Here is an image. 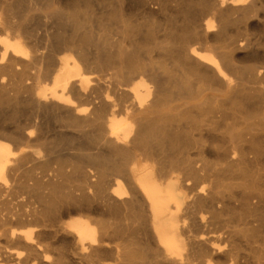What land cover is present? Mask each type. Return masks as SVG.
Returning a JSON list of instances; mask_svg holds the SVG:
<instances>
[{"label": "bare ground", "instance_id": "1", "mask_svg": "<svg viewBox=\"0 0 264 264\" xmlns=\"http://www.w3.org/2000/svg\"><path fill=\"white\" fill-rule=\"evenodd\" d=\"M8 1L0 264H264V0Z\"/></svg>", "mask_w": 264, "mask_h": 264}, {"label": "rangeland", "instance_id": "2", "mask_svg": "<svg viewBox=\"0 0 264 264\" xmlns=\"http://www.w3.org/2000/svg\"><path fill=\"white\" fill-rule=\"evenodd\" d=\"M1 2H0V13H2L3 12V14H5V13H7V5H6V0H0ZM9 1H11V0H9ZM8 1V2H9ZM4 7V8H3ZM4 9V10H3ZM3 10V11H2ZM39 10H42V9H39ZM8 17V15L7 14H5L4 15V17ZM259 28H261L262 30H259ZM2 29V30H1ZM255 32H258V33H260V34H263L264 33V27L262 26H260V27H255ZM3 32H5L4 31V26H2V25H0V35L1 34H4ZM174 157H172V155H171V157H172V160H175V158H177V156H175V155H173ZM166 158L168 157H170L169 155L168 156H165ZM170 157V158H171ZM192 157V158H191ZM162 158H164V156L162 157V156H159V157H157L156 158V161L157 162H160L159 160H161ZM190 158L192 159V160H199L200 159V156L198 155V154H195V153H191V156H190ZM206 159L208 160V161H210V162H212L214 159H213V157H206ZM141 160H144L143 159V157H142V159ZM177 160V159H176ZM162 165V164H161ZM161 165H160V163L159 164H157L156 165V167L158 166V168H160L161 167ZM171 167V166H170ZM68 171H67V173L69 172H71L72 171V168L71 167H68V169H67ZM71 170V171H70ZM176 170V169H175ZM206 170L208 171V172H206ZM205 171H202L201 173H199V175L198 176H203V179H201V177H198V176H196L197 177V179H196V177H191V181H192V185H201V183H202V185H206V187H208L209 185H242V184H246V185H252L251 183H250V181L249 182H247L245 179H243L242 180V178H234L233 177V175L234 174H229V173H223V172H220L219 170V173H218V171H217V169H215V168H213V169H211V168H208V169H206ZM211 170V171H210ZM177 173L178 172H180V174L182 175V176H185V174H184V172H182V171H176ZM177 173H175V174H177ZM207 173H209L208 175H207ZM184 174V175H183ZM167 175V174H166ZM230 175V176H229ZM186 176H188V175H186ZM185 176V177H186ZM220 178H219V177ZM238 176V175H237ZM113 175L111 176L110 174H109V176H108V179H110L111 181H112V179H113ZM208 177V178H207ZM189 178V177H188ZM198 179H200V181L198 180ZM207 179H209V181L207 180ZM218 179V180H217ZM221 181H220V180ZM236 179V180H235ZM196 180V181H195ZM205 180V181H204ZM218 182V183H215L216 181ZM73 181V180H72ZM71 180H69V182L67 183V182H65V185L66 184H68V185H83V184H79V183H77V182H73V183H71L72 182ZM222 181H224V182H222ZM194 182V183H193ZM197 182V183H196ZM208 182H209V185H208ZM220 182V183H219ZM198 183H200V184H198ZM207 183V184H206ZM215 183V184H214ZM224 183V184H223ZM248 183V184H247ZM262 185V184H259V183H257V182H255L253 185ZM90 218L91 219H93V220H96L97 218H99V216L98 215H95V214H93V215H90ZM4 246V245H3ZM107 257H105V264H111V260L110 259H108ZM110 260V261H109Z\"/></svg>", "mask_w": 264, "mask_h": 264}]
</instances>
